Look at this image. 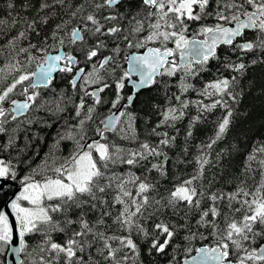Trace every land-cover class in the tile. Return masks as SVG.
<instances>
[{"label":"snow or ice","instance_id":"snow-or-ice-1","mask_svg":"<svg viewBox=\"0 0 264 264\" xmlns=\"http://www.w3.org/2000/svg\"><path fill=\"white\" fill-rule=\"evenodd\" d=\"M6 7L0 254L31 248L30 264H264V135L229 139L248 115L238 107L247 73L264 67V0ZM211 61L217 75L197 87ZM216 112L212 135L193 145ZM55 125L48 143L42 133ZM180 165H194L187 178ZM170 166L175 180L161 193Z\"/></svg>","mask_w":264,"mask_h":264},{"label":"trees","instance_id":"trees-1","mask_svg":"<svg viewBox=\"0 0 264 264\" xmlns=\"http://www.w3.org/2000/svg\"><path fill=\"white\" fill-rule=\"evenodd\" d=\"M17 9L19 8V0H16ZM7 0H0V17H5L9 10L6 7ZM15 15V12H13ZM223 58V57H222ZM233 59L235 57L233 56ZM219 64L216 61H211L209 65V70L204 72L200 75L199 78L193 80V83L197 85V87L202 86V84L208 80L215 78L217 75V69L219 68ZM227 74V73H226ZM252 81V86L246 91V94L241 100L239 110L243 112H247L248 115L246 117H241L238 121L237 126L233 129L232 133L229 135V139L232 136L236 135L237 133L247 129L249 130L250 136L254 134L256 137L264 135V67L261 66H253L247 73V79L244 81L245 84L248 81ZM174 82V81H173ZM59 87H63V85H59ZM175 91V88L172 89ZM195 95L194 93L192 94ZM149 96H156V89L153 88L151 91H143L139 94L134 107L142 108L143 101L148 98ZM220 115V112H216L215 115H212L208 118L207 123H201L198 125L195 131V139L193 140V145L199 144L200 141L206 140L208 137L212 135V121H214L217 116ZM153 121L156 119L155 117L152 118ZM187 125V119L183 122L181 126V135L178 138L179 141L182 143L184 136H183V127ZM59 125H55L50 130H46L43 135L47 136L48 143H51L55 132ZM47 151V145L43 144L40 146V156L44 155V152ZM67 151V146L64 148V152ZM192 152H195V148H192ZM191 159V157H189ZM36 163H40V159H36ZM194 165H180L179 172H177V176L181 178H187L188 174L192 172ZM176 171L175 169L171 168L170 166V175L166 178H162L159 180L160 183V192L163 193L165 189L170 188L175 180V177L171 175V172ZM22 259L26 261V264H30L33 254L31 248L27 251V253L21 254ZM148 257H145V264H149ZM152 264H167V260L163 257H155L152 260Z\"/></svg>","mask_w":264,"mask_h":264},{"label":"water","instance_id":"water-1","mask_svg":"<svg viewBox=\"0 0 264 264\" xmlns=\"http://www.w3.org/2000/svg\"><path fill=\"white\" fill-rule=\"evenodd\" d=\"M17 257L22 259L21 254H13L12 252L8 251L7 252V264H15Z\"/></svg>","mask_w":264,"mask_h":264},{"label":"flooded vegetation","instance_id":"flooded-vegetation-1","mask_svg":"<svg viewBox=\"0 0 264 264\" xmlns=\"http://www.w3.org/2000/svg\"><path fill=\"white\" fill-rule=\"evenodd\" d=\"M8 192V195L10 196L11 195V192L8 191L7 189L5 190ZM7 250L3 253V254H0V264H7Z\"/></svg>","mask_w":264,"mask_h":264}]
</instances>
